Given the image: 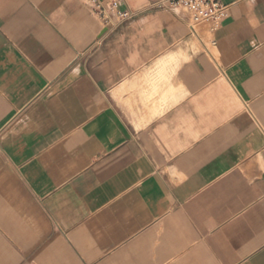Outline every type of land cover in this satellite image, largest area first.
<instances>
[{
	"label": "crops",
	"instance_id": "1",
	"mask_svg": "<svg viewBox=\"0 0 264 264\" xmlns=\"http://www.w3.org/2000/svg\"><path fill=\"white\" fill-rule=\"evenodd\" d=\"M0 0V264H264V0Z\"/></svg>",
	"mask_w": 264,
	"mask_h": 264
},
{
	"label": "built area",
	"instance_id": "2",
	"mask_svg": "<svg viewBox=\"0 0 264 264\" xmlns=\"http://www.w3.org/2000/svg\"><path fill=\"white\" fill-rule=\"evenodd\" d=\"M101 26L114 27L124 21L131 12L121 8V0H89ZM173 6L181 7L190 15L189 27L205 24L211 29L228 16L231 3L226 0H172Z\"/></svg>",
	"mask_w": 264,
	"mask_h": 264
}]
</instances>
